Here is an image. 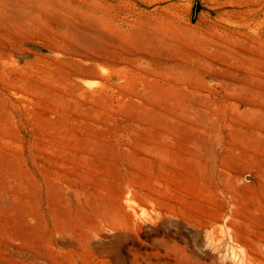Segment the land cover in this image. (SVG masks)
I'll use <instances>...</instances> for the list:
<instances>
[{
    "label": "rangeland",
    "instance_id": "obj_1",
    "mask_svg": "<svg viewBox=\"0 0 264 264\" xmlns=\"http://www.w3.org/2000/svg\"><path fill=\"white\" fill-rule=\"evenodd\" d=\"M0 264H264V0H0Z\"/></svg>",
    "mask_w": 264,
    "mask_h": 264
},
{
    "label": "bare ground",
    "instance_id": "obj_2",
    "mask_svg": "<svg viewBox=\"0 0 264 264\" xmlns=\"http://www.w3.org/2000/svg\"><path fill=\"white\" fill-rule=\"evenodd\" d=\"M210 233H211V232H210ZM210 235H211V234H210ZM211 237H212V236H211ZM213 239H214V238H213ZM213 239H212V240H213ZM212 240H211V241H212ZM193 253H194V252H193ZM208 256H209V255H208ZM210 256H211V255H210ZM185 257H186V256H185ZM188 261H189V260H188ZM192 263H193V262H192Z\"/></svg>",
    "mask_w": 264,
    "mask_h": 264
}]
</instances>
